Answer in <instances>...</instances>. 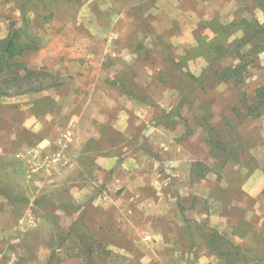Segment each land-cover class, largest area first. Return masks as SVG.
Masks as SVG:
<instances>
[{
    "label": "rangeland",
    "instance_id": "rangeland-1",
    "mask_svg": "<svg viewBox=\"0 0 264 264\" xmlns=\"http://www.w3.org/2000/svg\"><path fill=\"white\" fill-rule=\"evenodd\" d=\"M244 21L264 0H0L61 82L0 99V264H264V33L219 80Z\"/></svg>",
    "mask_w": 264,
    "mask_h": 264
},
{
    "label": "trees",
    "instance_id": "trees-1",
    "mask_svg": "<svg viewBox=\"0 0 264 264\" xmlns=\"http://www.w3.org/2000/svg\"><path fill=\"white\" fill-rule=\"evenodd\" d=\"M244 23L247 27L244 29L243 38L233 43L236 46L234 50L229 49L232 45L226 48V56H235L242 63L237 68H226L221 71L219 73V80L221 81L243 80L244 71L250 63L247 62L249 55L243 54L241 50L253 45L254 40L264 33V25L256 23L257 26L255 27L248 21H244ZM24 34V30L18 29L9 33L6 38L0 37V99L41 93L61 84L57 77L46 68L32 69L22 61L28 52L38 50L35 41L28 39L27 42H22ZM263 91L264 88H261L258 92L263 100L262 102H264ZM258 116H261V114Z\"/></svg>",
    "mask_w": 264,
    "mask_h": 264
}]
</instances>
